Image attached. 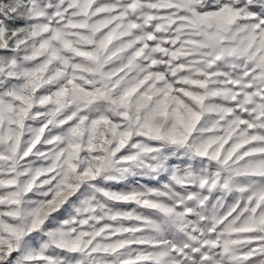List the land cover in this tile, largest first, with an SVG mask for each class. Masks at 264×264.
Wrapping results in <instances>:
<instances>
[{
	"label": "snow or ice",
	"instance_id": "snow-or-ice-1",
	"mask_svg": "<svg viewBox=\"0 0 264 264\" xmlns=\"http://www.w3.org/2000/svg\"><path fill=\"white\" fill-rule=\"evenodd\" d=\"M0 264H264V0H0Z\"/></svg>",
	"mask_w": 264,
	"mask_h": 264
}]
</instances>
